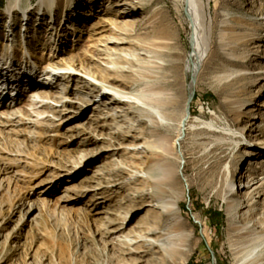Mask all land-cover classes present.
<instances>
[{"label": "rangeland", "instance_id": "374dc122", "mask_svg": "<svg viewBox=\"0 0 264 264\" xmlns=\"http://www.w3.org/2000/svg\"><path fill=\"white\" fill-rule=\"evenodd\" d=\"M204 3L217 55L198 69L183 125L193 48L180 0H0L1 45L8 19L16 22L9 31L27 29L28 20V32H14V41L45 70L33 81L43 83L37 93L25 85L0 107V264H242V240L264 232V0ZM164 17L176 33L165 49L163 79L180 100L167 118L135 99L154 82L143 78L145 58H119L155 49L144 36ZM224 20L235 57L246 55L247 73L233 75L225 92L215 76L235 66H218L227 57ZM165 161L175 167L176 184L161 192L157 165ZM246 174L255 203L249 226L239 230L244 220H229L227 205L245 199L236 195ZM159 196L174 202V212ZM168 233L183 249L187 243L177 263L155 240ZM144 240L157 245L155 258L135 250Z\"/></svg>", "mask_w": 264, "mask_h": 264}, {"label": "bare ground", "instance_id": "6f19581e", "mask_svg": "<svg viewBox=\"0 0 264 264\" xmlns=\"http://www.w3.org/2000/svg\"><path fill=\"white\" fill-rule=\"evenodd\" d=\"M252 1H253V4L255 5V0H252ZM180 2L183 6V10L185 11L186 17L189 20V24L191 26V31H192V34H191V41H192V48H193V53H192L193 65H192V69H191L192 80H191L190 84L188 85V89H189V97L188 98H190V96L195 93L193 86L195 85V78H196V74L199 71L198 69H199L200 65L204 62V60L207 57L210 58V57H212V55L216 56L217 54H215L216 51L213 48L210 49V46H209V34H210V28L211 27L207 26L205 24V22H206L205 21L206 20V9H205L206 5L204 3V0H180ZM15 6L18 7L19 4L15 5ZM125 11H126V13H128L127 10H125ZM129 12H131V11H129ZM50 13H51L50 19L52 20L54 15L56 14V10H52V11H50ZM156 23H154L152 25V27H153L152 30H150L144 36V39L148 40L146 42L149 43L150 46H152V47L155 46V49H153V48L144 49L146 51V54H144L145 57H143V58L141 57L143 55H140L142 53H138V55H137L135 53L129 54L126 52H124V55L126 54L125 56L120 55L119 58H120V62L126 61L128 63L134 62L132 57H135L136 60L145 58V60H146L145 63H142V65H141V66H147V68H146L147 71L144 73L145 76L143 75V78H149L150 80H154V82L152 84L146 83L145 87L142 88L141 92L139 93L138 98L136 97L135 99H140V101H142L143 104L150 107L153 110V112H155L159 117H162V118L166 117L167 118V117H172L173 110H175L177 107H179V104H180L179 103V101H180L179 97L177 95L173 94V92L172 93L170 92V91H172V88H170L172 85V82L168 81L166 79H163L166 77L165 76L166 73H164L165 69H166V67H165L166 65L164 64V61H165L167 52L165 51V49L172 48L173 45L170 42H168V40L172 39L174 37L176 31H175V28H174L172 22H170L168 19H165V17ZM224 23H226V25L224 26V29H223L224 33L222 35L223 36L222 38L224 39V42H222V49L224 50V52H225L224 54L227 57H224L222 62L218 63V66H219V64L222 66H235V68H231V67L225 68L223 70V74L217 73V75L215 76L216 80L218 81L219 86H221L222 91L225 92L226 87L230 83L229 79L233 75L238 73L237 76H243L244 75L243 78H245V77H247V76H245L247 73H241V72H244L246 70L245 68H243V66L245 65V62H246V55H244L245 53L242 52L241 57H239V58L235 57V52L237 50L235 48V46H233L234 45L233 40L235 39V37H233L232 33H230V34L227 33L228 32L227 28L229 29L228 20H224ZM237 38L239 40H242L244 38V35H241ZM53 40H54L53 42H56L57 38H54ZM208 49H210L209 54H208V51H209ZM25 55L28 56L29 54L26 53ZM174 56H177V53H175ZM106 62L115 63L110 58L106 59ZM118 62L119 61H117V63ZM26 64L30 65V63L28 61H24L21 64V66L24 67V69H23V67H22V69H23L24 73L26 74V76H24L27 79L26 81L28 82V84L31 83V85H28V84H25V85L28 86L29 88H32L33 93H35V92L37 93V90L40 89L39 87L43 86V83H40L38 81L33 83L32 78L27 77L28 74L30 76H33L34 73H33V71H31V69H29L28 67L27 68L25 67V66H28ZM255 64H257V62H254V65ZM170 65L177 66V63L173 62ZM55 69H56L55 66L48 67L46 74H48L50 79L54 75ZM113 71L109 68H103L102 69V72H105L106 74L111 73ZM116 73L122 74L123 71H121V72L116 71ZM17 80H19V79H17ZM38 83H40V84H38ZM25 85L19 87L21 89L22 95L25 93V91L27 89H29V88H25L26 87ZM9 87H11V86L9 85L8 87L7 86L4 87L2 89L3 93L5 92V89H8ZM122 97H126V96H122ZM8 102H10V101L4 100L3 102H1L0 107L8 106L9 105ZM188 105H189V103H188ZM188 105H187V109H186L187 112L184 116L185 122L190 117L189 116L190 111H189ZM145 114L150 120L154 121L156 127H160L161 124L159 123V121L156 118L154 113H152L150 111H145ZM155 118L157 120H155ZM241 133H243V132H241ZM159 139L164 140L163 137H161ZM165 140H167V139L165 138ZM175 143H176V139H175ZM165 162L166 163L160 164V165L158 162V165H157L160 167H159V173H156L157 174L156 175V177H157L156 181H157L159 187H161V189H160L161 192H163L166 189V188H164V186H171L174 183L176 184L177 172L175 170V167L173 166L171 161H165ZM243 176H245V175L243 174ZM247 177L248 176L246 174V179L244 180V186L240 191L238 190L239 193H237L238 195H236V196H242L243 195V198H245V199H243L240 202H238L235 199H232L231 201L228 202V205H227V214L229 216V220H235L236 218H240V219L242 218L244 220V225L239 227L238 228L239 230L247 228L249 226V220H250L249 215L251 214V212L253 210L252 206L255 203V200L253 199L252 196H250V193L248 190L249 187H251L253 184H250ZM239 184L240 185L243 184L242 179L239 180ZM227 186L230 188V190H232L235 187V184L233 183L232 179L230 181H228ZM227 186H226V188H227ZM158 200L165 203V205H163V207H165L168 212H174V208H173L174 202L173 201H171V200L163 201V198H160V196H159ZM242 208L243 209L248 208V209L243 213V215H240L239 211ZM150 233H151V231H150ZM175 235H176L175 233L174 234L168 233V236L164 237V239H162V240L155 239L156 241L160 242V246L162 247V249L164 251V256L166 257L165 259H167L171 263H177L178 254L183 253V251H185V249H186L185 247L187 246V243H186L185 247L183 249L181 243H179L178 240L174 237ZM154 245H155V243L153 244V242H149L147 240H144L142 243L138 244V246H135L134 248H135V250H138V251L140 250V252H143L144 254L150 255V257L155 258V254L157 251L153 248ZM241 245H242V247L238 250V252L240 254V261H242V264H264V247H262V245H264V232L262 234H258V232L249 231L248 235L245 236V239L242 240ZM156 246L157 245H155V247ZM65 247H66L65 245H62V247H61L62 252L66 251ZM159 262H160V260H159Z\"/></svg>", "mask_w": 264, "mask_h": 264}, {"label": "water", "instance_id": "95a60500", "mask_svg": "<svg viewBox=\"0 0 264 264\" xmlns=\"http://www.w3.org/2000/svg\"><path fill=\"white\" fill-rule=\"evenodd\" d=\"M194 95H195V94L191 95L190 98L188 99V103H189L188 108H189V106H190V102H191V101L193 100V98H194ZM183 125H185V121L183 122Z\"/></svg>", "mask_w": 264, "mask_h": 264}]
</instances>
